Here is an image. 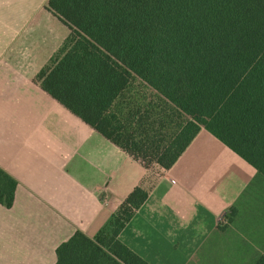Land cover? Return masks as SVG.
<instances>
[{"label":"crops","instance_id":"crops-1","mask_svg":"<svg viewBox=\"0 0 264 264\" xmlns=\"http://www.w3.org/2000/svg\"><path fill=\"white\" fill-rule=\"evenodd\" d=\"M47 1L0 0V168L17 183L0 203V264H55L61 242L94 238L136 186L148 196L119 240L149 264H253L264 244L246 222L262 225L241 219L264 176L205 129L169 169L146 168L49 95L34 78L70 30Z\"/></svg>","mask_w":264,"mask_h":264},{"label":"trees","instance_id":"trees-1","mask_svg":"<svg viewBox=\"0 0 264 264\" xmlns=\"http://www.w3.org/2000/svg\"><path fill=\"white\" fill-rule=\"evenodd\" d=\"M69 34L34 80L144 167L169 169L201 129L264 176V0H48ZM16 181L0 168V203ZM136 186L55 264H149L119 240ZM237 211L231 207L227 222ZM225 215V216H226ZM253 264H264V250Z\"/></svg>","mask_w":264,"mask_h":264},{"label":"rangeland","instance_id":"rangeland-1","mask_svg":"<svg viewBox=\"0 0 264 264\" xmlns=\"http://www.w3.org/2000/svg\"><path fill=\"white\" fill-rule=\"evenodd\" d=\"M154 164L151 163L149 166L152 167ZM255 205H257V209H258V214H255ZM245 212H247L248 214H246L245 216L242 217L241 220H249V221H254L257 224H261L262 225V229L263 231L261 233H255L254 232V224L251 222H246V227L248 228V238L249 240H251L253 243H257V245L260 244H264V195L263 197H258V201L257 203H248L247 204V208L244 209ZM228 214V213H226ZM227 216H224L223 221H225V223L227 222ZM224 224V222H223ZM244 225V224H243ZM244 225V226H245Z\"/></svg>","mask_w":264,"mask_h":264}]
</instances>
